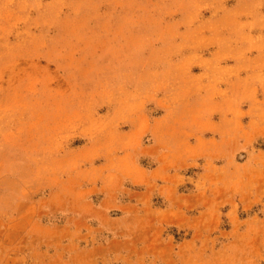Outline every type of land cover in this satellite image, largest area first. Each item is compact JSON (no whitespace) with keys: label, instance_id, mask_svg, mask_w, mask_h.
<instances>
[{"label":"rangeland","instance_id":"rangeland-1","mask_svg":"<svg viewBox=\"0 0 264 264\" xmlns=\"http://www.w3.org/2000/svg\"><path fill=\"white\" fill-rule=\"evenodd\" d=\"M205 1L0 0V264H64L62 257L67 259L65 264H89L86 260L89 252L81 249L110 236L108 233L96 236L94 231L92 239L90 235L77 237L81 241L78 252L74 244L64 250L60 242L73 239V235L57 226L64 223V215L56 211L57 207L55 213L42 219L50 228L36 226L29 236V230L20 227L16 242L14 230L12 234L4 226L20 200L23 202H19L18 209L25 213L29 209L27 198L40 197L41 204L58 206L61 180L74 170L75 166L68 163L74 156H79L85 165L96 154L114 157L130 150L135 151L136 162L149 169L157 165L156 155L147 153L146 157L141 148L149 146L151 150L160 143L157 151H163L169 158L174 155L181 164L202 150L191 147L198 135L207 149L220 150L212 152L215 169L210 166L207 171L213 178H223L220 183H212L218 190L212 191L207 203L216 212L212 211L207 221L211 226L219 223L227 227L230 222L234 226L247 223L250 226L248 231L239 230L241 234L232 231L217 235L218 239L215 235L219 228L214 229V246L198 250L201 259L194 264H250L252 256L259 258L255 264H264V211L261 210L264 197H259L252 210L242 209L234 189L237 174L248 180V186L252 174L263 178L264 135L256 130L248 133L246 129L252 127L248 126L249 115H242L241 127L238 126L243 135L238 136L237 143L234 144L232 129L224 135L231 138L223 148L217 149L210 143L214 141H209V137H223L217 131L218 123L223 110L232 109L234 101L206 102L205 108L201 99L195 101L198 107L193 111L200 110L202 114L198 123L195 120L199 116L182 113L174 121L169 115L171 105L183 103L188 95L193 94L195 99L208 93L222 96L219 91L226 92L227 79L236 76L233 69L236 61L228 55L220 58L219 65H224L221 71L215 67L209 69L203 63L213 47L204 45L202 36L209 29L218 30L213 23L205 26L203 17L210 12ZM209 1L216 6L221 3V0ZM223 3L230 10L228 15L234 16L235 0H223ZM259 7L263 9L264 4ZM243 8L246 9L240 12L243 26L253 31L264 29L260 27L263 20H249L253 19L248 15L249 7ZM181 11L190 17L195 14L194 38L188 33L174 34L176 27L166 22L180 16ZM227 22L223 21V25ZM239 28L232 24L230 30L240 33ZM191 39L194 47L200 46V52L188 76L184 70L169 68L167 61L184 59L183 53L192 48ZM181 41L184 47H179ZM227 91L235 92V89ZM254 92L259 96L264 93L262 88ZM126 93L130 94V100H123ZM242 93L249 95L250 90ZM141 95H146L147 100H139ZM251 105L252 101H242L243 114ZM254 106L257 112L264 109L260 102ZM80 145L81 149L76 150ZM252 152L255 154L251 155ZM250 156L254 169L247 164ZM197 166L185 170L193 179L204 171L200 164ZM193 187L179 191L188 192ZM49 195L52 197L48 202ZM250 198L247 197L248 203ZM154 202L159 205L156 199ZM226 206L234 209L228 215L222 212ZM110 212L116 217L117 211ZM35 215L34 219L42 217L38 212ZM19 220H26V216L22 218L20 214ZM140 222L138 218H129L125 226L118 225L119 233L114 235L129 239L132 244L141 242ZM87 223L89 227L96 226L93 230L97 229V222ZM78 226L84 228L82 224ZM167 231L173 232V228ZM252 234L256 240L244 243ZM28 237H34L35 241L30 242ZM224 238L229 240L223 243ZM134 253L137 254L136 249ZM201 253L209 255H204V259Z\"/></svg>","mask_w":264,"mask_h":264},{"label":"crops","instance_id":"crops-1","mask_svg":"<svg viewBox=\"0 0 264 264\" xmlns=\"http://www.w3.org/2000/svg\"><path fill=\"white\" fill-rule=\"evenodd\" d=\"M260 1L262 2L260 3ZM205 2V4L210 6V12L206 13L203 17L205 26L206 24L211 26L213 23V27H217L218 30L211 32L209 29V32L207 31L202 36L203 44L207 47H213V51L205 58L206 60L203 63L209 69L215 67L221 71L224 65H219L220 58L228 55L232 57V60L236 61L233 65L236 76L227 79L226 92L219 91L222 96L208 93V96L196 97L195 99L193 94L188 95L186 98H183V103L171 105L169 115L171 114L174 121L182 113L193 117L199 116L195 120L198 123L202 120V114L200 110L197 113L193 111L197 106L195 101L201 99L204 102V108L207 105L206 102L234 101L233 108L228 110L229 112L226 109L223 110L222 120L218 123L217 131L222 133L223 137H209V141H214L210 143L216 145L217 149H219L223 148L226 141H229L231 138L230 136H224L230 132V129L234 131V144L240 140L238 136L243 135L239 130L241 127L240 122L243 120L242 115H249L247 122L248 126L252 127L246 129L248 133L251 130H256L258 133H262L261 135H264V109L261 112H257L258 110L254 109L256 108L254 104L257 102H260L264 108V93L259 96L254 92L257 88H262L264 92V29L257 31L247 29L243 26L241 22L243 19L240 16L241 10H246L243 8L246 5L249 7L248 15L253 18L249 20L260 18L263 20H261L262 24L260 23V27H264V8L262 7L263 9H261L259 7L260 4H264V0H235L234 16L228 15L230 10H228L227 6L223 7V0H221L222 4L220 3V6H216V3H212L209 0ZM226 20L229 22L223 25V21ZM166 22H172L171 25L176 27V33L174 34L179 35L178 33H180L182 35L188 33V36H193L194 38L196 28L195 14L192 13L190 17L189 14H184L181 11L180 16L172 18L170 21L166 20ZM232 24L240 27V33L230 30ZM226 25L228 26V30H226ZM192 39L189 44L192 48L183 53L186 54L184 59H180L179 61L171 59L167 61L169 68L172 70H184V73L188 76L190 75V70L194 68L196 55L200 52V46L197 44L194 47ZM178 45L179 47H184L185 43L181 41ZM253 63H256V65H253ZM245 68H249L252 71L242 72V69ZM228 88L230 90L234 88L235 92L227 91ZM245 89L250 90L249 95L242 93ZM129 95L128 93L124 94L123 100H130ZM139 100L144 102V100H147V96L141 95ZM243 100L253 102L250 109L245 110L246 114H243V108L240 106ZM204 110L206 111V109ZM255 112L256 114H254ZM230 124L238 127V130L236 128L234 130ZM197 131L200 130L198 129ZM187 142L189 141L187 140ZM202 142L203 139H200L199 135L196 136V140L193 143L194 146L192 145L191 147L195 151L202 150L197 155L193 154V158H185L181 164H178V158H175L174 155L169 158V156H164L163 151H157L160 143L156 144V148L151 150L149 146H143L141 148L142 153L145 156L147 153H155L156 160L158 161L154 168L149 169L140 166L136 162L135 151L132 152L130 150L114 157L105 156L103 158V155L99 157V154H96L93 160L85 165H83V160L76 155L68 162L75 166L74 170L66 176V179L62 178L61 180L62 187L59 190L60 200L58 206H52L47 203V201H50L51 195L48 196L49 198L45 202L48 205L41 204L42 198L40 197V199L27 198L26 202L29 209L25 213L24 211L20 212V208L18 209L19 202H23L20 200L11 211V220L4 223V226L11 229V233L14 230V235L16 236L13 241L16 242L20 227H26L29 230V236L31 235L30 230L36 226L44 229L50 228L49 224H46L44 221L42 223V219L49 214L55 213L53 211L57 207L56 211L64 215V223L57 226L61 231L73 235V239L69 238L64 241L59 239V241H62L60 244L64 247V250L67 249L68 245L74 244L75 249H77L76 252H78V249L81 248L79 247L81 241L77 237L90 235L92 239L94 231H96V236L100 234L105 235V233L110 234L108 238L102 241L101 239L100 241L95 240L91 246L81 249V252H89L86 259L89 261V264H194V262H198L201 259L197 251L202 250L205 246L206 248L207 246H214L217 235H224V233L232 231L241 234L239 230L248 231L250 226V223L243 224L242 226L236 224L234 226L231 222L227 227H222V225H218L219 223L211 226L210 221H207L211 212H216L215 209L211 211L208 204V196H211L212 191L218 190L217 187L212 186V183H220L223 178L216 176L213 178L212 174L207 171L210 166H213V169H215V154L212 152L220 150L207 149V146L202 144ZM78 148L81 149V145L76 147V150ZM253 154L255 153L252 152L251 155ZM252 158L250 156L247 159V164L249 163L252 169H254ZM197 164H200L204 171L198 173L193 179L185 170L198 167ZM262 173L264 175V171ZM246 181L248 180L244 179L242 174H237L235 176L234 189L236 191L237 203L240 207L252 210L257 205L259 197H264V176L259 179L258 176L252 174L249 181L250 186L247 185ZM189 186L195 187L188 192L179 191L180 188H187ZM136 187L140 189H135ZM249 196L252 198H250V203L247 200ZM45 199L46 196L43 197V200ZM155 199L159 205H156ZM263 202L262 211H264ZM194 210L198 211L199 214H195ZM233 210V206H226L222 212H224V215H228ZM110 211H117L116 217ZM37 212L42 217L34 219ZM20 214L22 218L26 216V220H21V222L19 220ZM132 217L142 220L139 223V227L143 228V235L140 238L141 242H135L134 244L129 239H120L114 235L116 232L119 233L118 225L121 223L125 226V221ZM31 218L33 219L31 220ZM149 218L151 219L149 220ZM90 220L95 223L97 222L96 230H93L96 226L89 227L87 222ZM246 220L250 221L251 219L246 218ZM79 224H82L84 228H79ZM244 225L246 229L243 228ZM146 228L149 229L146 230ZM169 228H173V232L167 231ZM218 228L219 232L216 233L214 238L212 232ZM252 229L251 227V231ZM253 236L245 238L243 240L244 243H253L256 240V235ZM29 238L30 242L35 241L34 237ZM219 240L221 239L219 238ZM228 240L229 238L226 240L224 238L222 242L224 243ZM128 249L130 252L127 251ZM135 249L137 254L134 253ZM96 252L100 254L96 255ZM201 255L204 257V255L208 256L209 254L201 253ZM12 259L15 260V258ZM62 261L65 264L64 261H67V259H63L62 257ZM258 261L259 258L253 256L249 259L250 264H255Z\"/></svg>","mask_w":264,"mask_h":264}]
</instances>
